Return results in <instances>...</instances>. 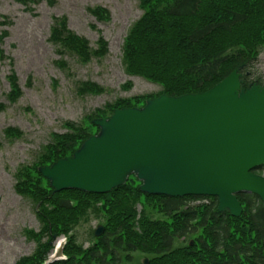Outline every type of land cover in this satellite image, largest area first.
<instances>
[{
    "label": "trees",
    "instance_id": "1",
    "mask_svg": "<svg viewBox=\"0 0 264 264\" xmlns=\"http://www.w3.org/2000/svg\"><path fill=\"white\" fill-rule=\"evenodd\" d=\"M16 1L28 10L36 2ZM138 1L143 13L127 30L122 61L129 73L161 83L162 91L153 96L121 99L108 111L97 109L80 123L66 121L64 132H51L50 141L41 147L40 158L30 166H21L15 190L34 203L41 226L39 231H29L35 241L33 252L12 264H43L52 249L53 234L65 235L67 242L63 251L66 258L52 264H118L131 261L135 250L150 255L148 264H264V209L254 193L237 194L243 210L235 217L218 211L214 196L148 194L139 189L133 176L106 193L72 188L52 192L37 170L39 165L70 155L95 133L98 128L92 124L93 118L109 116L115 108L142 105L146 98L162 93L206 91L237 67L244 74L264 46V0ZM90 12L99 21L109 16L101 6L90 8ZM4 21L0 19V25ZM65 23V17L54 18L50 26L52 41L72 47L84 60L91 53H103L105 46L87 50L86 43L67 30ZM6 34L2 28L0 60L6 57L1 47ZM101 42L105 43L103 39ZM7 79L8 97L13 101L21 90L14 72ZM254 83L262 81L243 75V87ZM84 88L94 93L102 90L97 84ZM3 109L0 103V111ZM6 133L20 135L13 128H7ZM263 168L264 165L255 167L253 171L262 173ZM205 197L210 200L192 201ZM138 203L142 207L139 212ZM152 211L160 215H152ZM91 214L103 218L104 232L98 237L93 235L84 247L75 241L73 230Z\"/></svg>",
    "mask_w": 264,
    "mask_h": 264
},
{
    "label": "rangeland",
    "instance_id": "2",
    "mask_svg": "<svg viewBox=\"0 0 264 264\" xmlns=\"http://www.w3.org/2000/svg\"><path fill=\"white\" fill-rule=\"evenodd\" d=\"M35 1L28 10L16 0H0V19H5L0 30H7L1 44L6 57L0 60V103L4 104L0 111V264H12L35 248L29 231H39L41 225L34 203L15 190L16 173L22 165L30 166L40 158L51 132H64L66 121L80 123L97 109L108 111L121 99L153 96L163 88L142 74L129 73L122 61L127 30L143 13L138 0ZM97 6L107 10L106 19L99 21L90 12ZM60 17L66 18V29L80 37L87 50L105 46L103 53H91L84 60L72 47L52 41L50 26ZM245 70L244 74L251 79L258 77L264 84V46ZM11 72L21 90L13 101L8 97L7 75ZM89 84L102 90L89 92L84 88ZM7 128L18 130L20 135L6 133ZM192 201L200 203L201 199ZM136 208L139 212L142 207L138 203ZM152 215L160 214L152 211ZM101 222L103 218L93 214L82 220L73 230L75 241L87 247L93 228ZM53 237L45 259L60 239L67 242L63 234ZM146 256L150 257L135 250L131 261L118 264H140Z\"/></svg>",
    "mask_w": 264,
    "mask_h": 264
},
{
    "label": "water",
    "instance_id": "3",
    "mask_svg": "<svg viewBox=\"0 0 264 264\" xmlns=\"http://www.w3.org/2000/svg\"><path fill=\"white\" fill-rule=\"evenodd\" d=\"M239 68L206 91L147 98L96 117L98 131L71 155L38 166L53 192L106 193L139 181L148 194L215 196L217 210L239 216L237 193L256 194L264 209V85L241 86ZM104 232L98 224L95 237ZM60 239L43 264L62 260ZM193 240H190V244ZM142 264H148L144 257Z\"/></svg>",
    "mask_w": 264,
    "mask_h": 264
},
{
    "label": "bare ground",
    "instance_id": "4",
    "mask_svg": "<svg viewBox=\"0 0 264 264\" xmlns=\"http://www.w3.org/2000/svg\"><path fill=\"white\" fill-rule=\"evenodd\" d=\"M120 186V185H119ZM115 188V187H114Z\"/></svg>",
    "mask_w": 264,
    "mask_h": 264
}]
</instances>
